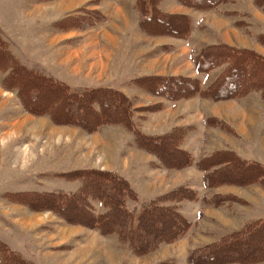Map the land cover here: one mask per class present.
I'll return each mask as SVG.
<instances>
[{
    "label": "rangeland",
    "instance_id": "1",
    "mask_svg": "<svg viewBox=\"0 0 264 264\" xmlns=\"http://www.w3.org/2000/svg\"><path fill=\"white\" fill-rule=\"evenodd\" d=\"M257 1L222 0L213 9L201 11L178 0H160L158 8L164 16L192 17L188 37L177 38L143 31L144 14L135 9L134 0H0L1 46L23 70L73 91H120L131 103L136 127L145 135L170 134L188 120L187 113L196 116L200 103L207 101L214 106L222 101L257 106L263 117L258 130L246 138L215 117L214 123L220 125L207 124L204 132L199 125L197 134L187 136L189 128H181L186 135L179 147L190 153L193 164L166 169L153 154L138 147L133 134L122 125L90 132L29 112L17 90L6 84L8 71L0 72V250L12 251L32 264H188L191 254L197 257L221 242L234 243L232 233L264 220L263 185L201 188L197 182L205 172L196 167L220 150L233 151L240 159L264 168V101L260 93L218 101L195 98L201 102L189 107L188 100L173 102L153 96L143 88L146 81L142 82L155 76L188 78L197 73L194 55L219 44L230 43V47L264 58V10ZM90 12H99L104 22L94 26L76 22V16L82 18ZM224 69L200 75L202 85H211ZM111 170L134 192L135 197L127 201L130 211L137 214L158 204L180 212L191 221L190 228L180 239L161 242L152 252L137 255L120 245L116 235L103 236L68 223L51 210L53 204L40 207L46 201L38 194L74 195L83 191L91 173ZM187 187L196 189L195 200L172 199L173 193ZM94 205L103 213L99 204ZM160 221H154L151 233L159 232ZM164 224L163 232L174 227L173 221ZM238 250L240 256L251 252L244 245ZM255 264H264V259Z\"/></svg>",
    "mask_w": 264,
    "mask_h": 264
},
{
    "label": "trees",
    "instance_id": "2",
    "mask_svg": "<svg viewBox=\"0 0 264 264\" xmlns=\"http://www.w3.org/2000/svg\"><path fill=\"white\" fill-rule=\"evenodd\" d=\"M134 1L135 9L144 14L140 22L143 31L151 35L188 37L191 29L190 17L164 16L158 8L160 0ZM178 1L182 5L201 11L211 10L222 2V0ZM257 4L264 10V0H258ZM87 14L82 15V18L76 16L79 19L76 22L78 24L88 22L94 26L104 20L99 12ZM262 41L264 42V39ZM194 64L200 74L209 73L218 67L225 69L224 73L207 88H203L200 81L195 78L156 76L143 79V84L145 81L147 83L143 88L153 96L173 102L195 97L213 101L236 99L253 91L260 93L264 101V58L259 54L219 44L198 53L194 58ZM5 71H8L6 78L8 87L17 90L25 109L35 115H48L56 123L81 127L90 132L107 125H122L133 134L137 146L158 158L164 168L183 169L193 164L190 153L179 147L186 130L177 128L161 137L143 134L133 120L130 101L118 90L101 88L73 91L69 86L54 82L51 78L23 70L0 42V72ZM53 93L55 95H52ZM213 120H208L207 124L220 125ZM239 157L233 151H219L197 162V168L205 172L204 186L206 188L219 185L264 186V168L258 163L247 162ZM85 182L83 191L74 195L38 194L40 200L46 201L40 207L53 204L51 210L57 211L68 223L97 230L103 236L116 235L120 245L137 255L152 252L161 242L180 239L191 226L190 221L180 212L158 204H150L137 214L130 211L127 201L135 197L134 192L128 182L117 173L96 171L91 173ZM172 197L175 201H184L195 200L197 195L189 188H182L173 193ZM96 203L103 209V213L97 212L94 205ZM157 219L162 221L158 223L159 232L154 234L150 231ZM171 221L174 227L163 232L164 223ZM231 235L236 237L234 243L221 242L217 246L209 247L207 252L197 257L191 254L188 263L228 264L233 261L240 264H255L264 259V220L248 224ZM243 245L251 249V252L240 256L238 248ZM0 264L32 262L20 258L12 251L1 249Z\"/></svg>",
    "mask_w": 264,
    "mask_h": 264
},
{
    "label": "crops",
    "instance_id": "3",
    "mask_svg": "<svg viewBox=\"0 0 264 264\" xmlns=\"http://www.w3.org/2000/svg\"><path fill=\"white\" fill-rule=\"evenodd\" d=\"M174 1H176V0H174ZM211 1H215V0H211ZM181 14H186L187 15V13H185V12H182ZM188 17L192 18L190 15ZM167 45H170V44H167ZM167 45L163 46V48L166 47ZM227 45H230V43H227ZM172 48H171V50L174 51L175 50V46L172 45ZM197 54H198V52H197ZM197 54L194 55L193 60H194V58L196 57ZM193 67L196 70L195 64H193ZM200 75L206 76L207 73L206 74H199L197 72V73H195L193 75H188V78L198 79L200 81V83H201V86L203 88H207V87L202 85V80L200 79L201 78ZM195 98H201V97H195ZM195 98L188 99V102H190L188 104L189 107L192 106L193 102H195V104H197V102H201L200 100L198 101ZM227 104H230V105L227 106ZM199 107H203V109L200 110ZM199 107H198V109L196 111V116H192V114H189L190 112L189 113L185 112V113H187L186 115H188L185 120H187V119L188 120L178 126V128H183V127H188L189 128L188 132H187V136H188V134L190 132H191L190 135L191 134L192 135L193 134H197L198 131H199V127H198L199 125H200V128L201 127H203V129L206 128L207 127V121L215 117L216 119L219 118L222 121L226 122V124L228 126H231L233 129L236 130V133L238 135L246 138V136H248V134L251 131L258 130V126H260V124L258 125V123L263 118V117L260 116L262 113L257 108V106L256 107L255 106L251 107V106H246V105L242 106V105H238L236 103L234 104V102H232V101H229V102L222 101L221 104L220 103L216 104V106H214V104L212 102L207 101V102H204V103H200ZM226 109H229V110L227 111V113H224V111ZM207 115H210L211 117L209 118V117H207ZM246 125L248 127H246ZM202 131L204 132L205 129L202 130ZM217 151H220V150H217ZM111 172L115 173V171H113V170H111ZM117 174H119V173H117ZM204 177H205V174L201 173V177H200V179L197 182L198 185L201 188H205V186H204ZM187 188H190L191 190L196 192V189H193L192 187H187ZM86 248H87L86 251H89V246H87ZM187 261H188V259H187Z\"/></svg>",
    "mask_w": 264,
    "mask_h": 264
}]
</instances>
